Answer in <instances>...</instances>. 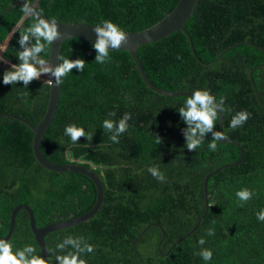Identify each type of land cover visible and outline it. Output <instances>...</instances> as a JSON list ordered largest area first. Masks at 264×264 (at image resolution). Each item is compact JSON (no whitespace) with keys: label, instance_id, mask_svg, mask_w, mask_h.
Wrapping results in <instances>:
<instances>
[{"label":"trees","instance_id":"trees-1","mask_svg":"<svg viewBox=\"0 0 264 264\" xmlns=\"http://www.w3.org/2000/svg\"><path fill=\"white\" fill-rule=\"evenodd\" d=\"M14 0H0V13ZM49 20L57 23L100 24L110 20L125 33L147 29L162 20L178 0H27ZM15 6L0 19V46L24 17ZM32 22L26 17L7 42L0 62V115L13 114L37 125L48 102L47 84L32 81L4 85L3 72L19 63L16 52L19 34ZM186 31L202 66L192 56L181 32L140 47L136 55L151 83L167 92L209 90L225 98L222 114L225 138L238 143L244 158L240 164L223 168L207 181L208 210L204 218L205 176L220 166L236 162L240 150L217 142L215 152L204 143L194 152L185 147L181 129L186 125L177 109L187 96H162L145 86L125 51H110L111 62L95 63L92 44L67 39L60 57L82 59V72L73 69L60 84L57 110L43 134L41 152L56 164L80 163L93 167L103 186V202L93 218L46 235L49 264H55L56 244L68 236L81 237L95 246L82 254L87 264H264V0H198ZM34 42V41H32ZM248 42L246 44H238ZM238 44V45H235ZM41 57L47 59L41 53ZM179 57V59L177 58ZM252 71V82L249 71ZM231 109V111H227ZM251 114L242 127L231 129L237 112ZM115 112L114 116L108 114ZM130 113L127 132L119 143L109 140L102 128L104 119L119 121ZM69 124L92 133V140L80 138L72 145L64 135ZM215 131H218V120ZM159 135L161 144L155 143ZM33 132L21 122L0 118V239L9 229L14 207L26 205L35 226L44 227L88 211L96 193L92 182L74 173H53L40 166L32 153ZM71 149L73 160L64 153ZM158 165L166 179L159 182L147 168ZM247 189L252 198L241 202L236 192ZM199 225L193 233L191 230ZM215 221V224H213ZM213 227L214 236L206 235ZM212 251V259L195 255L197 241ZM13 252L31 245L41 256L29 227L26 211L15 218L8 240Z\"/></svg>","mask_w":264,"mask_h":264},{"label":"clouds","instance_id":"clouds-1","mask_svg":"<svg viewBox=\"0 0 264 264\" xmlns=\"http://www.w3.org/2000/svg\"><path fill=\"white\" fill-rule=\"evenodd\" d=\"M21 11L25 16L31 17L32 22L27 28H24L18 39V44L22 51L16 52V59L19 63L12 64L10 70L3 72V84L13 85L22 82L23 86H27L34 80H38L41 76H50L54 78L55 86L63 83L64 78L71 73L73 69L82 72L85 68V61L82 59L70 60L64 57H58L59 63L52 66L48 59L42 58L41 53L48 55L50 45L61 39V33L58 31L57 21L55 18L50 21L40 17L39 13H35L28 5L27 0L23 4ZM96 35L95 43L92 48L95 50V63L106 64L111 62L109 49L120 50L122 46L128 45V36L124 30L110 20H103L100 24L93 27ZM34 41V42H32ZM7 48V43L0 46V50L4 51ZM179 59V57H177ZM0 62H6L0 57ZM49 86H53V79L45 81ZM225 98L220 97L219 100L213 96L209 90H194L191 96L184 99L183 105L177 109V112L186 125L181 129L185 140V147L189 152L196 151L203 143L206 134H211V141L208 143L210 151L215 152L217 142L225 139L222 131H215L218 113L222 115L226 109L224 107ZM231 111V109H227ZM114 116L115 112L108 114ZM251 114L246 110H241L232 116L229 127L236 129L242 127L250 118ZM131 119L130 113H124L119 121L112 119H104L102 128L105 133H111L109 140L112 143H119V138L127 132ZM64 135L69 137L72 145H76L80 138H85L87 141L92 140V133L86 132L82 127L75 124H69L64 128ZM156 144H161L162 139L157 134H153ZM65 157L73 160L71 149H67L64 153ZM147 172L157 181L164 182L166 177L159 169L158 165H153L147 168ZM252 192L247 189H242L236 192V197L241 202H246L252 198ZM257 219L264 221V211L257 213ZM215 224V221H213ZM206 235L214 236L215 230L210 227L206 230ZM199 251L195 255L199 256L203 261L207 262L212 259V251L205 248L207 241L201 237L197 242ZM66 248L72 250L66 254H55V264H87V261L81 258L82 254L93 253L95 246L88 243L83 236L72 237L68 236L61 243L56 244V250L64 253ZM0 264H49L48 259L41 258L36 254V249L31 245H26L22 249H17L13 252V246L10 241L0 240Z\"/></svg>","mask_w":264,"mask_h":264},{"label":"water","instance_id":"water-1","mask_svg":"<svg viewBox=\"0 0 264 264\" xmlns=\"http://www.w3.org/2000/svg\"><path fill=\"white\" fill-rule=\"evenodd\" d=\"M24 3H25V0H14L13 2H11L0 13V19H2L15 6H23ZM27 3L33 9V11L35 13H39L36 10L34 4H31L28 1H27ZM197 4H198V0H178L177 4L171 10V12H169L162 20H160L159 22H157L153 26H151L147 29H144L142 31H139V32L126 33L128 36V41H129L128 45H124L121 47L120 50H118V51H125L128 53V55L130 56L131 60L133 61L134 65H135V67L139 73L140 78L144 82L145 86L148 87L151 91H153L159 95L173 96V97L191 96L192 92H190V91L167 92L165 90L159 89L156 86H154L151 83V81L148 79V77L146 76V74L143 70V67H142V65H141V63H140V61L136 55V51L138 48L143 47V46L148 45V44L155 43L161 39H164V38L172 35L173 33L181 32L187 40V43L189 45V48H190V51H191L193 58L202 66H211V65H214L220 59L222 54H224L226 51H228L229 49L234 47V45H233V46L226 48L224 51H222V53H220L217 56V58L213 62L208 63V64L202 62L197 57V55L193 49V45H192V41L190 39V36L187 33L186 28H185L186 23L189 20V18L192 16L193 11H194ZM26 17H28V16L24 15V17L13 28V30L10 32L8 38L4 42V44L8 42L11 35L14 33V31L17 29V27L22 23V21ZM40 17L45 19V20L50 21L48 18L42 16L41 14H40ZM57 26H58V31L61 33V39L54 41L50 45L49 52H48V58H47L49 60V63L53 67L59 63L58 57H60L61 47L67 39L77 38V39L83 40V41L90 43V44L95 43L96 35L93 31L94 25L83 24V23H71V24L57 23ZM238 44H246V45L252 46V44H250L248 42H241ZM238 44H235V45H238ZM109 51H116V50L109 49ZM0 57H1V55H0ZM253 70H254V68L249 71V78H250L251 82H252L251 74H252ZM49 79H53V86H49L47 84L49 87V90H48V102H47V106H46V111H45V114L42 117L41 121L37 125H33L32 123H30L29 121H27L21 117L15 116L13 114H8V113L1 114L0 118H2V117L12 118V119H15V120L21 122L22 124L26 125L33 132L32 153H33V157H34L35 161L40 166H42L46 170L53 172V173H74V174H78V175L86 177L87 179H89L92 182V184L95 188L96 198H95V202H94L93 206L88 211H86V212H84V213H82L76 217H71L67 220L54 222L52 224H49V225H46V226L40 227V228H37L35 226V220H34L33 213L29 209L28 206L18 205L12 209L11 214H10L8 232H7L6 236L4 238H1L0 240L8 241L10 239V237L13 233V230H14L16 215L20 210H24L28 214L29 227H30L31 232L34 236V240H35L37 246L39 247V250L41 253V258H44V259H46L47 253H48L46 245H45V241H44L46 235L49 233L61 230V229L69 228V227L87 222L88 220L93 218L94 215H96V213L99 211V209L102 205V202H103V198H104L103 186H102L101 180L93 172L92 166L89 168V167L82 166L80 163H76V164L52 163L49 160H47L41 152V140H42L43 134L45 133V131L48 129V127L51 125V123L53 121V118L55 116V112H56L57 106H58L59 96H60V85L55 86L54 78H52L50 76H45L44 80H40V79H38V80L40 82L46 84L45 81H47ZM218 131H222V115H220L219 113H218ZM220 142L233 144L234 146H236L240 150L241 155H240V158L236 162L220 166L205 176L204 181H203L204 197H205V211L202 214L201 218L205 217L206 212L208 210V196L206 194L207 193L206 191H207L208 179L212 175H214L215 173H217L218 171H220L223 168H228V167H232V166H236V165L240 164L244 158L243 150L238 143H236L233 140L228 139V138L220 140ZM199 222H200V220L197 222V224L193 228V230L190 231V233H193L196 230L197 226L199 225Z\"/></svg>","mask_w":264,"mask_h":264},{"label":"rangeland","instance_id":"rangeland-1","mask_svg":"<svg viewBox=\"0 0 264 264\" xmlns=\"http://www.w3.org/2000/svg\"><path fill=\"white\" fill-rule=\"evenodd\" d=\"M3 45H4V43H3L1 46H3ZM2 52H3V51L0 50V55H1ZM39 79H40V80H44V79H45V76H41Z\"/></svg>","mask_w":264,"mask_h":264}]
</instances>
